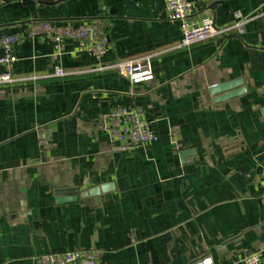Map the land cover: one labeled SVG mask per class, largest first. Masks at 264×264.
Segmentation results:
<instances>
[{
	"label": "crops",
	"instance_id": "1",
	"mask_svg": "<svg viewBox=\"0 0 264 264\" xmlns=\"http://www.w3.org/2000/svg\"><path fill=\"white\" fill-rule=\"evenodd\" d=\"M192 1L194 20L227 31L181 46L164 0H0V37L25 34L1 66L0 264L89 247L101 264H244L264 244V0ZM39 20L102 22L106 54L28 36ZM147 54L153 82L113 67ZM235 79L246 91L215 101L211 86ZM118 105L159 140L120 150L105 131ZM104 183L114 188L81 195ZM62 187L78 198L58 203Z\"/></svg>",
	"mask_w": 264,
	"mask_h": 264
},
{
	"label": "built area",
	"instance_id": "2",
	"mask_svg": "<svg viewBox=\"0 0 264 264\" xmlns=\"http://www.w3.org/2000/svg\"><path fill=\"white\" fill-rule=\"evenodd\" d=\"M164 2L168 18L180 23L181 46L208 40L227 31V29L218 27L212 17L194 20L195 6L192 0H164ZM236 15L240 19L236 25H240L246 20L240 12H237ZM27 35L50 37L56 42L57 48L65 38L73 39L78 43L80 52H89L98 59L106 54L109 46L107 28L102 22L97 21L69 26L55 21L39 20L31 24ZM24 36V33H15L4 34L0 37V47L3 50V54L0 56V83L10 79L8 73L1 71V66L16 60L14 46ZM154 57V54L138 56L116 62L113 67L120 75L127 77L133 83L153 82L156 80ZM54 75L65 76L66 72L62 67H56ZM105 131L110 141L122 151L137 149L159 140V135L153 129L151 121L135 109L124 105L115 106L109 111ZM262 178L264 180V166L262 167ZM263 253L264 244L247 254L243 258V263L260 264ZM201 262L215 264L211 257H207ZM34 264H101V253L95 247L45 253L35 257Z\"/></svg>",
	"mask_w": 264,
	"mask_h": 264
},
{
	"label": "water",
	"instance_id": "3",
	"mask_svg": "<svg viewBox=\"0 0 264 264\" xmlns=\"http://www.w3.org/2000/svg\"><path fill=\"white\" fill-rule=\"evenodd\" d=\"M244 84L243 79H235L226 82H222L220 84H214L211 86V93L215 96V101H223L225 99L231 98L233 96L239 95L246 91V88L242 85ZM240 87V88H238ZM193 150H185L181 152V157L184 158L186 155L193 153ZM114 188L113 183H104L99 186H95L87 191L82 192V196L88 195H98L101 192L109 191ZM78 191L77 187H62L57 188L55 193L58 195L57 202H67L76 200L78 198Z\"/></svg>",
	"mask_w": 264,
	"mask_h": 264
}]
</instances>
